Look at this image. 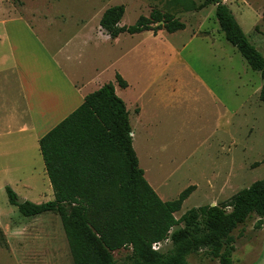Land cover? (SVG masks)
<instances>
[{
	"label": "rangeland",
	"instance_id": "obj_1",
	"mask_svg": "<svg viewBox=\"0 0 264 264\" xmlns=\"http://www.w3.org/2000/svg\"><path fill=\"white\" fill-rule=\"evenodd\" d=\"M59 1L58 7L73 12L88 4L95 6L103 1V5H119L123 0ZM201 1L128 2L122 25H132L140 16H149L152 9H157L173 14L187 23V28L172 35L165 31L158 35L159 30L135 36L124 33L115 43L87 50L79 61L60 63L75 80L86 82V90L113 82L128 106L133 130L137 79L144 89H157L153 103L160 108L167 105V110L158 112V122L144 128L140 139L132 135V143L146 167V180L163 201L174 200L188 186H195L174 214L176 218L191 208L224 202L264 178V102L256 92L263 80L225 40L214 5L190 11L182 19L177 15L178 6L185 9ZM225 2L249 42L264 56V0ZM116 73L126 77L132 87L119 88ZM49 75L44 74L48 82ZM198 78L214 90L221 107L203 93ZM2 93L10 95L4 79H0V264H73L56 213L25 217L8 201L6 186L18 197L38 204L52 200L54 193L40 168L42 157L33 146L24 153L9 150L11 155L2 158L7 154L6 147L21 132V124L27 121L14 94L7 108L1 110L5 103ZM258 220L252 214L232 232L233 264H264V222L256 227ZM15 229L24 232L18 236ZM169 248L170 241L160 250ZM128 254V248L113 252L118 263H124ZM187 260L191 264H219L205 249L190 254Z\"/></svg>",
	"mask_w": 264,
	"mask_h": 264
},
{
	"label": "trees",
	"instance_id": "obj_2",
	"mask_svg": "<svg viewBox=\"0 0 264 264\" xmlns=\"http://www.w3.org/2000/svg\"><path fill=\"white\" fill-rule=\"evenodd\" d=\"M215 6V17L225 40L260 73L258 98L264 102V56L249 42L223 0H202L185 10ZM123 5L107 8L100 26L110 35L143 31L183 30L185 24L168 12L152 9L129 26L119 27ZM162 21L161 24H158ZM154 25V26H153ZM115 82L127 87L118 73ZM129 113L113 82L87 94L68 116L44 134L39 149L53 189L52 200L17 204L15 191L6 186L10 204L25 217L53 212L59 215L73 264H191L190 254L205 249L219 264H233L232 232L252 214L264 222V178L215 205L175 213L195 189H184L176 199L163 201L144 177L132 144ZM168 239L171 248L153 250ZM129 249L124 263L113 252Z\"/></svg>",
	"mask_w": 264,
	"mask_h": 264
},
{
	"label": "crops",
	"instance_id": "obj_3",
	"mask_svg": "<svg viewBox=\"0 0 264 264\" xmlns=\"http://www.w3.org/2000/svg\"><path fill=\"white\" fill-rule=\"evenodd\" d=\"M102 2H98L95 6L88 4L75 8L71 12L58 7L59 0H19L18 3L14 0H0V79H4L6 86L10 89V95L2 93L5 103L1 110L7 108L8 101L14 94L18 96L21 103L17 105L23 108L27 120L25 123H20L24 125L21 127V132L16 136L15 142L9 143L10 145L6 147L7 154L2 158L11 155L9 150H14L16 153L28 152L29 146H33L35 152L40 153V138L74 111L84 101L87 94L103 85L86 90V82L80 83L75 80L60 65L62 61H79L81 55L85 56L87 50L90 52L102 44L115 43L125 33L111 38L100 26L103 12L109 7L118 5L114 3L103 5ZM128 2L134 3L135 0H123L119 4L124 6V14L118 23L119 27L129 26L122 25ZM226 4L228 5V2ZM176 11L181 19L190 13L181 6H178ZM184 24L185 28L176 32L186 30L187 23ZM163 31L165 30H159L158 35ZM143 32L129 35H140ZM176 32L166 33L172 35ZM74 57L77 58L74 59ZM44 74H50L48 76L50 82L45 80ZM122 78L127 83L124 89L131 88L132 84L128 79ZM198 80L202 85L203 93L221 107L222 103L214 90L208 87L201 78ZM261 86L256 90L258 95ZM114 87L118 95L115 84ZM154 92H157V89H144L137 79L135 106H133L136 128L133 130L131 127V135L137 139L142 137L141 133L144 128L153 127L158 122V112L163 114L167 110V105L160 108L153 103ZM126 107L129 113L128 106ZM133 148L145 177L146 167L142 166L134 144ZM40 168L46 174L44 162ZM16 229L18 236L24 232L20 229L17 232Z\"/></svg>",
	"mask_w": 264,
	"mask_h": 264
},
{
	"label": "built area",
	"instance_id": "obj_4",
	"mask_svg": "<svg viewBox=\"0 0 264 264\" xmlns=\"http://www.w3.org/2000/svg\"><path fill=\"white\" fill-rule=\"evenodd\" d=\"M168 241H169V240L166 239V240H163V241H159V242L153 243V245H152V249H153V250H156V251H159V250L163 247V245H164L166 242H168Z\"/></svg>",
	"mask_w": 264,
	"mask_h": 264
},
{
	"label": "water",
	"instance_id": "obj_5",
	"mask_svg": "<svg viewBox=\"0 0 264 264\" xmlns=\"http://www.w3.org/2000/svg\"><path fill=\"white\" fill-rule=\"evenodd\" d=\"M162 23V21H159L158 22V24H161ZM26 201V199L25 198H18L17 199V204H22L23 202H25ZM214 204H212V206H213Z\"/></svg>",
	"mask_w": 264,
	"mask_h": 264
}]
</instances>
